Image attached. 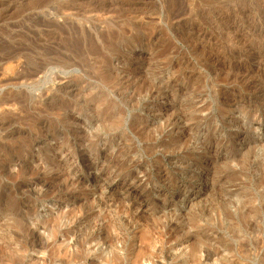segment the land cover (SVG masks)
<instances>
[{
    "label": "rangeland",
    "instance_id": "1",
    "mask_svg": "<svg viewBox=\"0 0 264 264\" xmlns=\"http://www.w3.org/2000/svg\"><path fill=\"white\" fill-rule=\"evenodd\" d=\"M0 101V264H264V0H0Z\"/></svg>",
    "mask_w": 264,
    "mask_h": 264
},
{
    "label": "bare ground",
    "instance_id": "2",
    "mask_svg": "<svg viewBox=\"0 0 264 264\" xmlns=\"http://www.w3.org/2000/svg\"><path fill=\"white\" fill-rule=\"evenodd\" d=\"M77 50V49H76ZM54 62V61H53ZM44 66V65H43ZM43 70V67L40 65V67H38V68H36V70H34L32 73H28L26 76H35L37 73H39V72H41ZM8 98V97H7ZM2 100V99H1ZM8 99H5V100H3L4 102H1L2 104H5V103H7V102H9V100L7 101ZM7 101V102H6ZM14 102V101H13ZM14 103H16V102H14ZM18 104V103H17ZM6 105V104H5ZM13 105V104H12ZM1 106V105H0ZM8 106V105H7ZM6 106V107H7ZM3 120V119H2ZM210 256V254H208V257Z\"/></svg>",
    "mask_w": 264,
    "mask_h": 264
}]
</instances>
